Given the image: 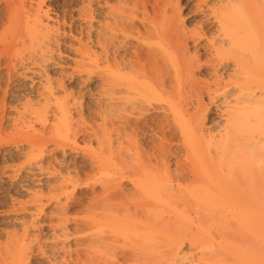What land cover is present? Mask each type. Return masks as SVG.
<instances>
[{"label": "bare ground", "instance_id": "bare-ground-1", "mask_svg": "<svg viewBox=\"0 0 264 264\" xmlns=\"http://www.w3.org/2000/svg\"><path fill=\"white\" fill-rule=\"evenodd\" d=\"M6 1L10 3L12 0ZM37 1L35 3L37 9L33 10V14H29L32 13L31 8L34 7L31 6L32 3L30 6L26 3L27 7H31V12L26 10L24 13L20 2L17 6L16 3L15 6L12 3L8 5L14 6L13 8L17 7L21 11V18L26 16L25 20L23 19L25 26H22L25 33H29L24 34L27 38L33 39L35 43L38 42L40 36L41 40L47 41L48 44L50 38L55 37L53 41H57V36H54L57 35L55 32H53L54 35L50 34L52 30L48 32L49 27L47 31L44 30L49 25L46 24L48 22L45 24L43 22L45 19L48 20L49 16L43 20L40 13L42 7L39 6L42 0H39L40 2L38 1L36 5ZM86 1L89 2V0ZM107 1L103 0L101 4H106ZM139 2L138 0L133 2L117 0L115 4L106 5L103 12L104 19H102L104 23L102 21L103 24L98 27L99 30H96L94 26L97 32L95 40L91 39V31L86 29L89 26L90 30L92 26L93 7L91 10L89 7L87 11L83 9V11L80 9L82 12L79 11L80 15L85 12L83 15L86 17L82 21L85 18L89 20L87 26L84 23L88 41L86 44L85 40L83 41L84 49L79 44L80 49L76 47L80 51L83 50L82 53L75 48L76 53L81 54L80 60L78 62L71 60L77 62L75 64L78 67L82 66L85 70L84 83H88L91 80L90 77L95 74L94 72H97L93 70L94 67L98 69V66H102L100 75L95 74L96 77L100 76L99 86L101 85V89L98 88L101 91L97 90L98 93L101 92L100 96L97 93L99 99L97 97L95 99L100 100L101 98L102 101L104 99L105 102L108 101L105 104L106 108L104 106L105 109L100 108L98 114L101 122L107 121L108 124L110 121V128L115 133L114 141L111 139V133L104 132L103 136H99L98 127H91L89 124L88 127L87 123H84L85 119L81 112L83 103L74 99L75 95L66 85L75 76L74 74L70 76V72L77 67L76 65L71 67L70 72L68 71L70 74L65 72L70 76L66 84L64 71L62 72L64 79L62 76L60 77L63 80L57 76L56 85L50 81L48 75L45 76L47 71L44 74L46 78L41 75L40 77L46 80V85H43L45 82L43 83L39 78L43 87L41 85V90L38 91L41 94H38L45 100L44 108L37 110L26 103L23 107L24 111L21 112L23 114L20 116L23 119L25 113L31 117V120L28 117V120L26 117L23 119V122L27 120L24 126L23 122L20 124L24 127L23 133L25 140L30 144V150L31 148H36L35 151L40 150V155L36 154L35 161L41 159L39 157L45 152L44 146L50 141L55 143V146H52H57L56 150L59 147L65 150L66 147L75 145L79 134L84 132L98 141V150L93 151L91 157L89 156L95 170L100 172L104 169L103 165L105 166L106 160L112 159L113 162L116 158L113 173H107V176L97 179L95 183H99L98 189L93 187L94 182L91 184L93 193L83 208V215L81 218L77 216L80 219L75 217L72 219L75 223H77L75 219H79V225L74 227V231H70L67 227L72 221H70L72 216H69L71 211L68 210L69 200L73 197H69V193L65 194L67 188L62 185L65 181L60 186L56 185L58 182L54 184L58 188L51 187L53 192L48 193L50 197L44 194L47 196L44 201L51 199H53L52 203L56 201L55 211L53 213L50 211L55 220V223H50V229L59 230L58 234L55 233V246L49 254L45 251L46 249L40 247L41 242L38 241L40 237H37L39 233L36 232L35 235L32 232V235L29 233L30 230H27L29 228H25L31 226V230L36 229L35 223L40 217L39 212L43 214L41 212L44 207L42 206L43 196H39L42 193L38 195L37 192H33V194L37 193L35 195L37 197L30 195L35 200L30 199L34 200L33 203H37L38 209H36L39 212L37 213L35 209L33 212L35 210L39 214L38 218L33 219L32 216L31 220L34 221L32 224L29 221L31 225L24 222L20 235L14 233V230L10 231V233L13 232L11 243L14 246H11L14 248L7 253L11 248L8 247L9 249L6 250L5 246L3 253L8 255L4 259L1 258L0 264H31L32 250H35L32 246L35 241L40 244H36L39 246H37L38 257H45L49 264H264V0H197V5L194 6L207 8L209 12L206 11L208 14L204 16L212 18V21L216 23L213 32L208 34L201 27L203 21L199 24L201 26L197 24L195 28L186 30L181 18L180 0H152L150 3L152 17L148 14L146 17L144 14L146 11H142L143 16L140 15L142 17L138 16L139 10L142 7V10L145 8L140 2L142 7L139 9ZM151 7H149L150 11ZM98 9L102 10V8ZM13 10H10V14L15 12ZM17 13L20 12L17 11ZM10 16L8 24L19 26L17 21L20 16L16 17L15 23L13 16L12 18ZM135 21L143 25V30L136 27ZM22 26H19V29ZM49 34L54 37L49 38ZM76 38L78 40V37ZM22 39L26 40V38ZM22 39L19 38L20 42H24ZM81 39L79 37V40ZM130 40L136 41L137 45L134 43V49L126 55L127 58H124L125 53L121 56L122 49L127 50L128 44L131 43ZM33 41L32 43L25 41L24 44L27 43L29 48L27 50H30L29 44H33ZM89 41L96 42L94 45H98L101 50L100 53L98 50L99 54H96L95 50L91 52L89 48L91 42L88 43L89 47L87 45ZM190 42L193 52L190 51ZM40 44L37 45L40 46ZM30 46V51L34 53L33 51L37 48L36 44L33 45L34 47ZM48 46L43 50L45 53L40 48L42 53H39L42 56L46 54L45 50H52ZM199 46L209 51L210 59L206 62L204 60V63L198 55ZM23 50L25 51L22 46ZM53 51H55L54 48ZM27 53L31 54V52ZM37 53L34 54L41 58L42 56ZM50 53L49 57H51ZM25 56L24 54V57L19 58L18 56V58L23 57L25 60ZM42 58L41 63L37 60L40 64L44 61L48 64L52 59H48L49 61L46 59V61L44 57ZM28 61L25 64L30 70L27 65L25 69L29 72L33 69L30 67L33 62L27 63ZM20 62L24 64L22 59L16 64H22ZM52 62L54 66L57 63ZM60 64H56L57 68L59 66L58 69L62 68ZM24 66L20 67L24 68ZM41 66L39 65V68ZM44 68L39 71H43ZM203 68L208 70L206 72L210 77L207 76V78L210 80L199 78ZM26 70H24L25 73ZM34 70V73L39 74V71ZM74 70L77 72L78 69ZM60 71L58 74L61 75ZM81 86L83 87L82 84L79 87ZM58 91L62 94L57 95ZM205 97L208 98V102L204 101ZM51 104L54 106L51 107ZM213 109L216 111L217 116L215 117L218 120L210 118ZM75 113H77V118L74 116ZM158 113L163 115L156 117L155 114L158 115ZM48 114L52 117V121H49ZM32 121H35L36 125L42 123L41 128L50 124L49 128H45L46 131L50 130L44 133L43 129L42 131L35 129L36 125L33 126ZM170 131L177 134L176 140L168 137ZM87 134L83 135L87 136ZM151 136H155L156 141H148L151 144L145 146L142 140L151 138ZM173 144L180 147V153L172 152ZM53 149L49 150L53 152ZM51 151L46 150L47 156ZM112 152L115 153L113 157ZM172 155L180 157L178 159L175 156L177 160L174 162V168L171 167L173 164L170 165L169 161ZM37 163L36 167L40 164ZM108 163L111 164V160ZM42 165L39 166L42 170L39 169V172L46 173V170L48 172L49 169L45 166L49 165L44 164V167ZM14 175L15 173H13V180L17 177ZM52 175L53 173L48 176ZM77 175L75 174L76 179L79 180ZM62 178L61 181H63ZM80 180L83 181L81 178ZM124 180L131 183V189L125 190ZM66 183L69 185L68 182ZM67 184L65 186L69 187ZM73 191L70 193L72 194ZM63 193L65 195L62 198L65 199L60 200L59 195ZM23 201L20 200V203ZM24 204H21L22 207L19 208H23ZM184 215L185 218H183ZM185 245H189L191 249L187 256L186 251L182 249Z\"/></svg>", "mask_w": 264, "mask_h": 264}, {"label": "rangeland", "instance_id": "rangeland-1", "mask_svg": "<svg viewBox=\"0 0 264 264\" xmlns=\"http://www.w3.org/2000/svg\"><path fill=\"white\" fill-rule=\"evenodd\" d=\"M29 1L30 0H26V1L25 0H21V1L20 0H15V2H14V0H12L10 3H9V1L7 3L6 0H0V256L5 251L4 250L5 249V246H6V250L9 249L8 247L11 248V250H8L7 253L9 251L11 252L13 250L12 248H14V247H12V246H14V245H12V243H11L12 242L11 234L13 232L14 233L16 232V233H18L17 235H20L21 232H22V227L24 228V222H28L29 223V221H30V223L32 224L33 221H34V220L33 221L31 220L32 219V216H33V219H35V218H38L37 215L40 214V217L38 219H36V221L37 220L38 221L37 222L35 221L38 224H36L34 222L35 225H37V226H35L36 229H32L31 230V226H28L27 225L28 223L25 224V226L26 225L28 226V227H25V228H29L27 230H30L29 233H31L32 235H33V233H35V235H36V232H37V234L39 233L38 234L39 236L37 235V237H40L38 239V241L41 242L40 243L41 245L38 244L39 243L38 241H35V243L33 242L34 244L32 246V249H35V250H32L33 253L31 254L30 263L31 264H43V263L44 264L45 263L47 264L48 261H47V259L45 257H42V258H41V256H40V258L38 257L39 255L37 254L38 253L37 252V246L40 245L41 248H43L44 250L46 249L45 251L48 252V254L51 253L53 246H55V242H54L55 238L54 237H55L56 234H58L57 231H59V230L53 231L52 230L53 228L50 229L51 228V224L55 223L54 222L55 220L53 219L54 217L52 216V213L55 211L56 201H55V203H54V201L52 203L51 200H53V199H51L50 201L48 200L50 202L49 203L47 200L46 201H44V200L46 199L47 196H49L53 192V188L54 187H57L58 188V186H60L61 183H63L65 181L64 182L65 184H62L64 187L67 188L66 189V192L67 193H65V194L68 195V193H69L68 196L69 197H73V199H74L73 200V199L70 198V200H69V206L70 207H69V210L68 211L69 212L70 211L72 212V213L70 212V214H69L70 217L72 216L71 219H70V221L73 219V217H75V218H79L80 217L81 218V216L83 215V208L89 202L88 199L91 198V194L93 193V192H91V191H93V190H91V189H93L91 184H93V182H94V186L93 187L94 188H97V189L99 188L98 187L99 186V183L96 184L97 183V179H99L101 177H104V176H107L110 173H113V171H114L113 164H114L116 158H115V160L113 162H112V159H110L111 160V164L108 163L110 160H106L105 161L106 164L104 162L105 166L103 165L104 169H102L100 172H98V170H95L93 164L90 161V157H91V154H92L93 151L98 150V148H99L98 141H97V139L95 137H89L87 133L82 132L81 134H79V136H78L79 138L77 137V140L78 141H76V143H75L76 146L72 144L73 146L71 145V146H68L69 148L66 147L65 150L63 149L64 152H62L63 150H61L60 147L57 148V150H56V147L57 146L56 147H53V146H55V143L53 141H50L49 143H47L46 146H44L45 147V152L43 151L45 154L43 153L42 154L43 156H40V157L38 156L41 159H37V161H38V163H40L39 166H41V164H43L42 165L43 167L46 164L49 165L50 167L49 166L48 167L45 166V168L49 169V171L51 173L49 171H48L49 172L48 173L47 170L45 168H43V167H41V168H43V170H46L45 171L46 173H44V171H43V173L42 172H39V169L40 168H39L38 165H37L38 167H36L37 161H35L36 160L35 159V156L37 157V155H40V150L37 149L38 151L37 150L35 151L36 148H34V149L31 148V150H30V146H29L30 144L27 142V140H25L26 138H25V135L23 133V131H24V129H23L24 128L23 127L24 126V123L28 119L31 120L30 119L31 117L28 114H25L24 113L23 119H25V117H26V119L28 117V119L23 122V119L20 117L21 114H23L21 112L24 111L23 107L25 106L26 103L30 107L36 108L37 110L39 108L41 109V107H43L45 105L44 104L45 103V100L42 99L43 98L42 96H40L41 93L38 92L39 90H41L40 87H41V85L44 82H45V84H43V85H46V80L45 79H42V77H45V76L48 75L50 81L53 84H55L57 82V76L58 77L62 76L63 79H64V75H62L63 74L62 73L63 71H64V74H65V72L68 73V71L69 72L71 71V67L73 68L74 65L77 66V64H75V63H77L80 60L81 54H77L79 52L76 53V49H78L76 47H79V45H80V47L82 46V48L84 49V42L83 41L85 40V44H86V41H88L86 39V38H88V35H86V33H87L86 32V29H87V31H91V39L96 38V33H97L96 30H99L100 28H98V27L104 23V20H102V19H104V16H103V12L105 11L104 8L106 9V7H107L106 5H110V3L111 4H115L117 0L116 1L115 0H112V1L111 0H108V1L107 0H104V2L107 1L106 4L105 3L104 4H101V3H103V0H101V1L100 0H95V1L94 0L93 1L92 0H89V2L86 1V0H42L41 4L42 3L43 4L41 5L39 3L40 8L42 7L41 10L44 9L43 11L40 10L41 16H42L43 20L45 19V17H48V16L50 18V19L48 18L49 21L47 19L44 20L43 23L45 24L46 22H48L46 24L49 25V26L45 25L47 27L44 30L47 31L46 29H48V27H49L50 30L48 29V32H50L52 30L51 31L52 33L50 32V34H53V35H54L53 32H55V34H57V35H54V36H57L56 37V40L59 42L58 43L57 41H53V39L55 37L53 35L51 36L49 34L50 35L49 38L50 37H54V38H50V41L49 42L51 44L50 43L48 44L47 41H42L41 40L42 39L41 36H40L38 42H36V43H35V41H33V39L30 40V38H27L26 37V35L29 34L28 32H27L28 34H26L25 31H24V28H23V26H25V24H24L25 21H23V19L25 20L26 16L23 14L24 16H23V18H21L22 17L21 11L17 7H15L16 9L13 8V7L15 6V3H16V6H17L18 3L20 2L22 4V11H23V13H24V11L26 12V10H27V12H31L30 11V8L31 7L30 8L27 7V4L26 3H28V6H30V4L32 3L31 6H34L33 7L34 9L31 8L32 13H29V14H33L34 13L33 10H36L37 9L36 8L37 6L35 7V3H36L37 0H34L35 2L33 0L30 1V2ZM38 1H37V4L36 5H38ZM85 1L87 3H89V4H92V5L89 6V4H87ZM129 1L133 2V1H137V0H133V1L132 0H127V2H129ZM139 1L142 4H144L143 5V6H145L144 10H142V8H143L142 7V4ZM145 1L146 0H143V1L142 0H138V2L140 4L139 9L142 7L139 10L138 16L139 17H142L143 16V12L146 11L144 13L145 16H146V14H148L150 17H152V15H153L152 14L153 13L152 12V7H151L152 5L150 4V3H152V0H150L149 2L146 1V5H145ZM83 2H85L84 5H83ZM90 2H92V3H90ZM11 3H12V5L14 4V6H12V5H11L12 7L9 6ZM23 3H25V5ZM99 3H100L101 6L99 5ZM147 4L148 5L150 4V5L148 6ZM195 4L197 5V0H180V7L182 6L180 13H181V16H182L181 18L183 19V24L185 25L184 27L186 28V30H191V28H195V25H197V24H198V26H201L199 24H202V21H203V24L201 26L202 29L204 28L203 30H205V32L207 34L210 33V32L212 33L213 30H214V28H215V25H216L215 21H212L213 20L212 18L205 17L208 14L207 12H209L207 10V8H205L203 6H199V7L197 6V8H196L195 7L196 6ZM87 5H88V7H85ZM102 5H104V6L102 7ZM9 7H11V8H9ZM25 7H26V9H24ZM89 7H90V10H91V7H93L92 8V12H91L92 13V16H93V20L91 21L92 26H93V28L91 26V29L92 30L91 29L90 30L88 29V28H90L89 26H87V24H89V20H86V19H88V18H85L84 19L86 21H84V20H83L84 22L82 21V19L84 17H86V16L83 15V14H85V12L81 13V15L79 14L83 10L84 11H87ZM149 7H151V11H150V8ZM8 8L10 10L11 9L12 10L14 9L15 12H11L13 14H10V10ZM98 8H102V10L101 9H98ZM80 9L81 10L83 9V10L80 11ZM7 11H9L8 14H10L11 16H13V20L15 19L13 21L14 23L17 20L16 17L20 16V17H18L19 20L17 21L18 24L17 23L16 24L19 25V26H22L23 25L22 27H20L21 29H19V26H15L14 24L13 25H9L8 24V19H9V16L10 15L8 16ZM17 11L20 12V13H17ZM47 11H48V14H46ZM148 11L150 13H148ZM42 13H43L44 17L42 15ZM140 15H142V16H140ZM11 16H10V18H12ZM206 18L208 19L207 22L205 20ZM19 21H20V23H19ZM22 21H23V23H22ZM102 21H103V23H102ZM9 23L12 24V22H9ZM84 23H86V26L88 28H86V26H85ZM138 23H140V22L139 21H135L136 27H138L141 30H143V25L141 26V23L140 24H138ZM139 25H140V27H139ZM11 26H13V27H11ZM50 27H52V28H50ZM26 31H27V29H26ZM24 34H26V35H24ZM18 35H19V38H21V39L22 38H24V39L26 38L27 42H30L31 41V43H32V41H33V44H31V43L29 44L28 43L29 44V47H30V50H31V46L30 45L33 46V45L36 44L35 47H37V48L39 47V49L35 48V51L36 52L33 51L35 54L37 52L38 53L39 52L40 53H42V52L45 53L43 50L45 49V47H47L49 45L48 47L52 48V50L51 49L50 50H48V49L45 50V51H47L46 54H44L45 56L44 55L42 56L40 53L39 54L37 53V54L40 55V56H42V57H44L45 60L46 59L47 60L48 59L50 60V58H52L51 61L48 60L51 63H49V62H48V64L46 63L47 65H49V64L50 65L47 67V65L45 64V61L44 60H43L44 62H42V64H40L41 63V59H43V58L42 57L40 58L37 55H35L34 53H32V51L27 50V49H29L28 46H27V43L24 44L26 40L24 41L22 39L24 42H20V40L18 38ZM92 35H94V36H92ZM76 37H78V40H77ZM79 37H80V39L81 38L82 39L79 40ZM28 39L30 41H28ZM51 39H52V42H51ZM77 41H78V43H77ZM132 41H134V40H130L131 43L128 44L127 50L126 49H122L121 56L125 53L124 54L125 56L123 55L124 58H127L128 56H126V55H128L130 52H132L131 49H134L133 48V44L136 43L135 45H137V42L136 41H134V42H132ZM56 42L59 44V46H57L58 44ZM90 42L91 41L87 42V45ZM20 43H22V44H20ZM40 43H43L46 46L44 48H41V46H44V45H41ZM54 43H56V44H54ZM91 43L93 45H91ZM91 43H90V47L88 45V47L90 48L91 52H94V50H95L96 54H99L100 51H101L100 48H98L99 46L95 44L97 46L96 47L94 45V43H96L95 41H94V43H93V41ZM203 43H204V41L202 42V44ZM37 44H40V46L37 45ZM21 45L25 49V51L23 50L24 52L22 51V46ZM52 45H53V47H52ZM135 45H134V47H135ZM189 46L191 48L190 51L193 52L192 51L193 50L192 49L193 48L192 47V43ZM33 47H32V49H34ZM80 47H79V49H80ZM40 48L42 49V52L40 51L41 50ZM53 48H54L55 51H53ZM73 49H75V50H73ZM79 49L77 51H80ZM201 49H203V50H201ZM205 49L202 46V47H200L199 52H198L199 53L198 54L199 55V58H200V60H202L201 62H203L204 60H205L204 62H206L207 60L210 59V57H209L210 56L209 55V51L207 52V49L206 50ZM19 50H21V52ZM98 50H99V53H98ZM128 50H130V51H128ZM48 51L53 52V53L55 52V53L52 54V53L49 52L50 53V56H51V57H49ZM126 51H127V53H126ZM22 52H23V54L20 55ZM26 52H29V53L31 52V54H28L27 53L28 54V57H27ZM82 52H83V50L80 51V53H82ZM120 52H121V50H120ZM205 53H206V55H205ZM24 54L26 55L25 58H24L25 60H23ZM29 55H31L30 56V59H28L29 58ZM18 56H19V58H20V56H23V57H21V59H22V61H24V64L22 62H20L22 64H16V63H18L21 60V59L18 58ZM31 58H33V59L35 58V60L32 59L33 60L32 61ZM201 58H203V59H201ZM71 59H73L74 61L77 60V62H74ZM26 61H28L27 63L33 62V63H31V65L33 64L34 66L33 65H32L33 67L30 66L31 68H33L31 70L32 72L31 71L28 72L27 71L28 69L27 70L25 69V67L27 68V66H28L27 64H25ZM52 61H54V63L57 62V63H55V66H54V64H52L53 63ZM11 62L14 63V64L12 63L14 65V67L12 66ZM60 62H61V64H60ZM37 63H38V65H37ZM56 64L57 65L60 64V66L62 65V68L60 67V69H58L59 66L57 68L56 67L57 66ZM99 64H100V62H99ZM39 65L40 66L43 65L45 67L44 68L43 66H41V68H44L45 69V72H44V69H43V71H39V70H42L41 68H39ZM20 66H24V68L23 67H20ZM36 66H38V68ZM77 67H75L76 70L78 69L77 72L74 70L75 68L72 69V71L70 72L71 73L70 76H73L72 74L75 75V76L72 77V79H71L72 81L71 80H70V82L68 81L70 79V76L68 74H70V73L65 74V77H66L65 80L66 81L64 80V82L66 84L67 81H68V84H66L67 85V88L68 89L71 88L70 90H72V94L75 95V98L73 96V97H71L72 98L71 100H73V98H74V99H76L77 102L80 101V102L83 103L82 104V107H81V109H82L81 112L83 114L82 116L84 117L83 119H85L84 120V123L85 124L87 123L86 124L87 126L89 124V126L91 125V127L92 126L93 127H96V128L98 127L97 130H98V134H100L99 136H103V134H105V133H111V135H110L111 136V139L114 141L115 140L114 139L115 133H113L114 131L111 130V128H110L111 127V125H109L110 121L108 120L109 121L108 124H107V121L104 122L102 120L104 123L101 122L100 117H99V114H98L99 113V109L100 108H103V106L106 108V105L105 104H107L106 102H108V101L105 102L104 101L105 100L104 98H103L104 99L103 101L100 98V100H101L102 103L100 102V100H98L99 99L98 97L100 96V93H101V92L98 93V91H101L100 90L101 89V85L99 86V84H100V79H99L100 76L99 75L101 73L100 70H101L102 66H98L99 71H98V69H96V67H94L93 70L97 71V72H94V73L95 74L98 73L99 74L98 75L99 77L97 76L98 77L97 78L96 77L97 74L96 75L94 74L95 76L93 75V76L90 77V79L91 80L93 79V80L92 81L90 80L91 82L88 81V83H84V81H83V78H86V74H84L85 73V70H83V67L82 66H79L78 68ZM28 68H29V66H28ZM61 69H64V70H61ZM24 70H26V73H25ZM29 70H30V68H29ZM33 70L34 71H36V70L39 71V74L40 75L37 72L34 73ZM58 70L59 71L61 70L60 71L61 75L58 74L59 73ZM80 70H82V72L83 71L84 72L81 73V72H79ZM202 70L203 71H201L202 73L199 75V78L206 79V80L207 79L210 80L209 78H207V76L210 77L209 73H207L208 70H206V68H203ZM46 71H47V74H46ZM32 73H34V74H32ZM36 73H37V75H36ZM75 73L78 74V77H77V74H75ZM80 73L83 74V75H81ZM44 74H46V75L44 76ZM41 75H42V77H40ZM66 75L69 76V77H67ZM79 75H80V77H79ZM50 76H52V77H50ZM53 77L54 78L56 77L55 78L56 80L55 79L51 80ZM39 78L41 79L40 81L43 82L42 84H40ZM60 78H58V80H60ZM81 79H82L83 82L81 81ZM78 83H80L79 86L82 84L83 87L82 86H81L82 88L79 87L78 86ZM86 84H88V85H86ZM43 85H42V87H43ZM99 87H100V89L98 90ZM79 90L82 91V94L83 95L80 94L81 91H79ZM42 91H43V89H42ZM58 92L59 93H57V95H61L62 94V92H60V91H58ZM76 92H80V93H76ZM38 93H40V94H38ZM97 93H98L99 96L97 95ZM95 97L98 98V99L96 98L99 101L98 104H96L97 103V100L95 99ZM207 99L208 98L205 97L204 98V101L206 102ZM103 102H105V103L103 104ZM52 106H54V105L51 104V107ZM105 108H103V109H105ZM215 113H216V111L213 109L212 110V113L210 114V118L213 117L212 119L218 120V118L215 117V116H217ZM159 114L160 113H158V115L155 114V116L156 117H161L163 115V114H160V116H159ZM49 115L50 114H48V117L50 119L49 118L48 119H49V121L50 120L52 121V117L49 116ZM74 116H76L75 118H77L78 117L77 116V113H75ZM33 119H34V117H33ZM20 122H23V124H22L23 126L20 124ZM37 122H41V121L39 120ZM33 123H34V125H33ZM31 124L33 126L36 125L35 121H32ZM41 124L42 123H40V124L37 123V125L35 126L36 128L35 127L34 128L35 129H38V130H41V131L43 129L42 132L47 133L50 129L46 131V129H47L46 127H48L50 124H46V127L44 125V127L46 129L45 128H41V127H43V125H41ZM103 124H105L107 126H105ZM83 126H84V128H86L85 125H83ZM83 126H81V129H83ZM104 126H105V128H107L108 126L109 127L107 129H105V128H103ZM108 129H109V131H106ZM169 133H168V137L169 138L171 137L170 139L176 140L178 138L176 136L177 134H175L173 131H170ZM83 134H87V136L86 135H83ZM152 136H151L152 139L151 138H148V139L142 140V142H143V144H145V146L151 144L148 141H151V142H153L154 140L156 141V137L154 136L155 137L154 138ZM50 147H52V148H50ZM73 147L75 148V151H74V148ZM171 148H172L171 149L172 152L173 151H178L180 153V151H179L180 150V147L178 145L173 144L171 146ZM49 149H51V150L53 149L54 151L52 152ZM58 149H59V151H58ZM46 150H47V152H50L51 151L50 154L48 153V156L46 154L47 153ZM113 151L115 152V149ZM114 152H112L113 155L111 154L112 157L115 156V153ZM175 153H177V152H175ZM175 156L178 159L180 158L179 155H172V156L169 157L170 165L173 164L171 166L172 168H174V165H175L174 162H176V160H177V158ZM47 160H49V161H47ZM54 160L56 162H54ZM57 160H58L59 163L57 162ZM39 161H41V162H39ZM34 162H36V163L34 164ZM107 164H108V167H107ZM90 165H92V167ZM51 167H53V169H51ZM54 169L57 170L56 173H55V170ZM91 169H93L95 171H93ZM15 170H19L20 172L19 171H16L18 173V174H16ZM34 170H35V172H34ZM36 171H38V172H36ZM91 171H93V172H91ZM74 172H76V173H74ZM13 173H15V175H14L15 177L17 176L15 180H13L14 179ZM36 173H38V174H36ZM52 173H53V175L55 173V175L54 176L53 175L52 176H48L49 174L51 175ZM68 174H70V176ZM75 174L76 175L78 174L77 175V178L79 180L76 179ZM57 175H61V176L58 177ZM86 175H88V176H86ZM10 176H12V177L10 178ZM65 176H67V178ZM89 176H90V178H88ZM61 177H63V178L65 177L64 178L65 180L62 178L63 181H61ZM79 177L81 179H83V181L80 180ZM68 178L71 179V181ZM74 179H76L75 182H74ZM81 181H82V183H81ZM57 182L58 183L60 182V183L58 184ZM66 182H68L69 185ZM75 183H76V185H75ZM54 184H56L58 186H56V185L54 186ZM66 184L69 187L65 186ZM70 184L73 185V186H71ZM123 185L125 187V190H127V189L129 190V188L132 187L131 183L128 180H124ZM51 187H53V188H51ZM51 189H52V191H50ZM72 191H73V193L71 194L70 192H72ZM33 192H37L38 195H39V193L40 194L42 193L39 196H43L42 206H44V207L42 208V211H41L43 214H41L37 210L38 209L37 206H36L37 203L36 202H35L36 204L33 203L34 200H35V198L32 197L34 200L33 201L31 200L32 198H31L30 195H32V196L33 195L34 196L37 195V193H34L33 194ZM49 192H50V194H48ZM44 194L45 195L47 194V196H45ZM65 194L63 193V194H60L59 195L60 200L61 199H63V200L65 199V198H62L63 195H65ZM70 195H73V196H70ZM35 197H37V196H35ZM20 200L21 201L25 200V201H23L25 204L23 202L20 203ZM27 201H29V202H27ZM30 201L32 202V204H31ZM70 202H72V203L70 204ZM74 202H75V204H73ZM18 203H20V204H18ZM26 203L27 204L29 203V205H26ZM43 203H44V205H43ZM15 204H17V205H15ZM21 204H24L23 205L24 207L20 209L19 207H22ZM54 204H55V206H54ZM18 205H20V206H18ZM31 205H33V206H31ZM52 206H54V207H52ZM33 209H35L37 213L39 212V214H37L35 212V210H34V212L36 213V215H34L35 213L33 212ZM20 210H22V211H20ZM179 210H181V209L179 208ZM50 211L52 213H50ZM73 211L75 212L74 214H73ZM183 213H185V212H183ZM48 214H51V215L49 216ZM35 216H37V217H35ZM77 216H79V217H77ZM49 218H50V220H53V221H50ZM183 218H185V215L183 216ZM79 219L78 220L75 219L78 224L75 223V221L72 220L70 222V224L67 225V227H68V229L70 231H74L73 230V229H75L74 227H76V226L79 225V222H78ZM37 229L40 230V231H38ZM11 230L12 231L14 230V231L10 233ZM7 231H8V234H7ZM53 232H54V234H53ZM8 244H10V245H8ZM36 244H38V245H36ZM51 245H52V247H50ZM72 245H74V243H72ZM182 249L184 250V252L186 251L185 252L186 253V256L189 255V254H187L189 252V250L191 251V249H189V245H185ZM34 251H35L36 254L34 253ZM7 253H3L2 254V256L0 257V261L2 259H4L5 257H7V255H8ZM33 254L35 256H33ZM43 259H45V260H43ZM41 261L43 263H41ZM185 261H184V263H186ZM48 264H49V262H48Z\"/></svg>", "mask_w": 264, "mask_h": 264}]
</instances>
